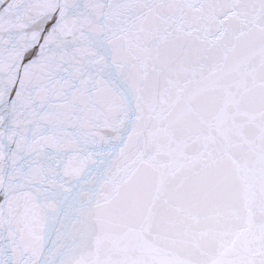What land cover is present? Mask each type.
Returning <instances> with one entry per match:
<instances>
[{
  "label": "snow or ice",
  "instance_id": "obj_1",
  "mask_svg": "<svg viewBox=\"0 0 264 264\" xmlns=\"http://www.w3.org/2000/svg\"><path fill=\"white\" fill-rule=\"evenodd\" d=\"M0 264H264V0H0Z\"/></svg>",
  "mask_w": 264,
  "mask_h": 264
}]
</instances>
